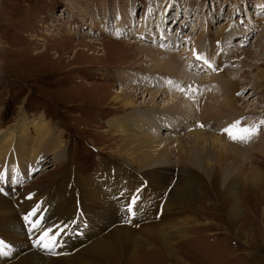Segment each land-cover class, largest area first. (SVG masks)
Instances as JSON below:
<instances>
[{"label": "rangeland", "instance_id": "374dc122", "mask_svg": "<svg viewBox=\"0 0 264 264\" xmlns=\"http://www.w3.org/2000/svg\"><path fill=\"white\" fill-rule=\"evenodd\" d=\"M259 1L262 0H0V132L13 128L21 112L26 113L27 121L30 124L39 120L43 115L45 121L54 130L51 144L39 146V150L45 154L42 160H31L28 155L29 150H21L18 157L23 153L24 165L16 168L14 172L6 171L9 168V162L6 160V167L0 172V189H3V195L13 198L10 202L12 201L16 212L20 211L19 202L23 207L28 204L26 211H30L33 206L46 204L43 206L45 216L52 214L57 221L59 217L54 209L56 204L58 205L64 199L74 201L76 196V202H79L81 206L74 209L73 218L72 215L70 216L73 222L66 220L59 224V226L61 225L60 234L62 230L67 233L71 227L79 231L82 229L81 232L86 230V226L83 228L84 219L82 217L87 218L88 214H92L94 221L98 220L101 214L107 211L113 212L110 210L112 206H117L120 210L119 213L113 212L116 219L120 220L117 225L130 226L129 228L133 230H139L144 226L143 223L157 221V218L160 221L167 195L173 188V184L168 188L166 198H162L163 190H156V187H152L145 177L147 173L154 170L161 172L171 170V172H175V180H177L178 167L176 165H179L177 161L181 157L179 151L173 153L164 163L158 165L152 162L143 163L146 159L141 155L137 160L136 157L133 158L134 155L130 154L128 148H121L125 147L121 146L125 140L120 135L124 132L115 129L118 131L116 132L108 127L109 120L130 115L129 117H132L129 121L130 126L144 120V125L139 126L141 129L138 132L139 137H143V140L147 138L145 136H150V139L158 137L165 139L171 130L169 126L176 122L175 119L168 120V117L161 116L162 113H158L151 107L154 103L153 98L150 97L152 91H163L162 83L169 82L171 78L167 74H151L153 66H155L150 62L152 58H149V55L144 52H140V49L142 47L153 49L156 52V57L153 58L160 63L165 57L167 58L166 55L159 57L161 53L168 52L166 54L169 56H179V53H183L185 56L177 58L175 69L178 68L179 71L176 69V74L183 78H186L185 74L192 77L190 81H182L190 82L192 86L194 104L199 110L190 109L196 111L197 120L205 123L214 118L215 120L219 119L222 124L233 122L234 112L222 114V110L216 106L214 110H220L221 115L220 113L205 112L206 109H209L208 101H211L209 98L205 100V97L211 93L212 96L218 93L220 101L221 99L225 100V95L221 90L222 94L220 91L214 92L215 89L204 90V87L198 85L199 81L209 79L211 76L208 73L215 70L214 66L211 67L209 60L205 59L207 55L203 57L200 54H202V49L207 47L206 36L213 38H217L221 34L231 36L232 25L238 26V29L240 27L247 28L248 34L241 37L238 33L232 35L231 38L228 37L229 42L225 44L226 49L231 52L241 48L244 51H249L252 58L245 57V61L251 65L262 62L264 50H261L260 47H264V20L250 22L251 15H254L251 20L256 19V15L264 17V6L261 7ZM68 3H73V5ZM200 18L202 23L198 26ZM245 18L253 26L251 30H248L246 24L243 23ZM206 25H209L210 29L203 33ZM195 28L197 32L191 35V30H196ZM155 36H158V39ZM197 40L198 46L194 45ZM256 40L258 41L255 42ZM131 42L135 43L131 44ZM241 43L244 44L243 47L240 46ZM186 56L191 60L194 59V62H189ZM197 56L200 59H197ZM181 59L183 64L178 67L182 63ZM201 67L210 70V72L199 73L200 75L196 73L198 76L196 77L193 71H198ZM229 69V72L226 71L224 74L237 79L240 85L242 84L241 86L245 85V88H240L241 92H245L240 93L241 97L239 94L237 95L238 105L243 107L241 100L245 101L250 98L249 103L254 109L264 110V86L257 88L255 84V77L264 70V64L260 66L255 64L253 68L241 64L237 67L234 64ZM243 70L246 71L243 72ZM212 74H217V72ZM128 76H135V83L138 82V84H140L139 79L141 78H151L161 87L152 86L151 93L138 94L139 98H131L128 94L121 95L122 97L128 96L134 104V107L124 109L121 103L118 104L114 101V98L118 96L117 92H120V88L123 87V90L125 88V91H129L131 88V85L123 80ZM217 78L220 79L219 76ZM217 78L213 82L217 81ZM175 85L173 87L177 89ZM225 88L224 86V90ZM170 94L164 96L171 99L172 94ZM167 103L166 98L164 101H161L160 98L156 108L160 111L159 109L165 107L164 105ZM180 103L182 104L180 108L183 109L187 108L186 106L193 107V104L187 105L181 98H179L178 104ZM180 108L172 110L170 114L177 112L180 114L182 110ZM253 113L245 114V117L251 116L253 119ZM137 115L139 117H136ZM262 115L264 116V112H258L256 119ZM161 117L162 119H160ZM260 119L256 121L259 122ZM197 120L194 119V124ZM248 120L251 119L247 118L243 123ZM263 122L264 119L262 121L264 127ZM213 124L216 125L215 122ZM175 126L176 133H179V125ZM262 129L261 134L264 136V128ZM125 130L126 134H133L129 131L130 127ZM187 133L179 136L183 137L184 142L188 141L190 134ZM28 134L30 135L27 142L28 147H32L31 140L35 138L32 126L29 127ZM56 136H59V141L55 140ZM223 138L224 144H233L232 146L245 151L241 156L246 164L242 171L249 173L257 167L264 171V155L262 154L264 151H260L257 143H254L253 146H249L247 143L242 145V142L235 143ZM171 142L163 145L180 147L181 143L178 141ZM56 148L58 149L56 150ZM54 151L61 154L58 161H54L56 160V157L52 155ZM198 151L203 157H200L198 153L197 155L193 154V161L197 163L194 167L201 168V173L206 178L203 182L200 181L196 184L189 198L190 207L182 206L180 208L182 211L179 210L181 216H186L184 236L173 240V244L179 252V263L171 262L164 253L149 247L140 240L135 253L137 256L131 258L126 264H264V195L259 196L257 189L252 185L243 184L239 189L242 207L238 217L232 223L229 222L227 216L232 208V203L222 194L225 185L228 186L235 174H238L237 168L241 161L232 158L227 160L224 178L209 177L202 171L199 161L210 156L208 153H213L212 157L218 165L220 149L217 147L210 151L203 148ZM129 159L142 168L137 166L135 168L127 164ZM14 160L17 161V159ZM102 161L113 170L103 173L105 170L100 168ZM141 163H143L142 166ZM46 165H49L52 172L56 169V178L54 177L53 180L48 175L39 181L41 174L45 173L43 167ZM172 165L177 168H172ZM154 166H158L159 169H154ZM123 167L130 171H124ZM195 168L194 170L197 171ZM98 173H101L103 177L107 176V178L96 177ZM120 173L123 174L120 175ZM77 175L80 176V182L81 179L91 181L89 182L90 192L95 195V198L92 199L93 203L88 204L87 201L86 207L84 204L88 199L86 195H82L86 199H77L78 194H84L78 188ZM123 176L125 177L122 181ZM85 180H82L81 183L86 182ZM50 182H52L51 185ZM42 183L46 185L41 186ZM37 186L40 187L36 189ZM86 187L88 188V186ZM121 189L123 193H121ZM144 193L146 198L141 200L140 196L142 197ZM26 200L29 203L24 202ZM128 200L130 202L128 205L133 204L132 201H135L133 205L136 203L152 204L153 211L145 213L140 211L142 217L146 216L143 217L146 220L132 223L131 219L135 216L133 212L137 215V211L135 209L129 212L128 205L125 208ZM156 200L157 202H155ZM158 204L160 208L159 211H156ZM64 206L65 204L62 205V207ZM247 207H249L248 211H246ZM123 209L125 210L123 211ZM87 219L91 222L87 229L93 231L101 228L99 224H94L92 219ZM81 222L82 224H80ZM135 223L137 224L135 225ZM109 225H106L107 228ZM56 226H52L53 231L49 230L54 233V236L57 235L55 233ZM38 234L39 232L36 235ZM68 237L72 242H76V240L82 241L81 244L86 242L82 238L74 240L72 230ZM24 239L27 242L14 241L12 237L8 238V236L0 234V260L5 264L12 263L18 257L16 251L26 254V246L29 245L38 252L43 250L48 257L57 258L59 256L57 247L48 251L37 246L33 247L34 237L30 238V235H24ZM53 241L57 246L59 241L57 239ZM108 264L121 263L115 258H110Z\"/></svg>", "mask_w": 264, "mask_h": 264}, {"label": "bare ground", "instance_id": "6f19581e", "mask_svg": "<svg viewBox=\"0 0 264 264\" xmlns=\"http://www.w3.org/2000/svg\"><path fill=\"white\" fill-rule=\"evenodd\" d=\"M259 2H260L261 7L264 6L263 0L259 1ZM68 4L73 5V3H68ZM234 13H236V12L234 11ZM252 17H254V15H251V18ZM251 18H250V22H252V23H255V21L258 22L260 20L261 21L264 20V17H261L260 15H256V19L254 18L253 20H251ZM201 20L202 19L200 18V20L197 24L198 26L201 25V23H202V22H200ZM243 21H244L243 23L246 24V27H248V30H251V28L253 26L248 22V19L245 18V19H243ZM208 26L209 25H206L204 27L205 29H203V33L209 31L208 29H210V27H208ZM222 29H224V28H222ZM246 29L243 27H240L238 29V26L234 27L231 25V36H228L225 34H223V35L221 34V35L217 36V38H213L212 36H208V37L206 36L207 47H205L203 49H202L203 46L200 47V49H202V54H200V55H202L203 57L207 55L205 57V59L209 60V62L213 63V66L215 68V70L212 71V73L217 72L218 75L208 73V75L211 76V77H209V79H207L208 81L206 79H204V81H199L198 85L204 87V90H207V91L210 89H215L214 92L221 90L225 95V100L221 99L220 101L218 100V99H220L217 96L218 93L213 95V96L211 93L210 95H208V97H205V100H207L206 98H209L211 100L210 102L208 101L207 105H209V109H206L205 112L206 113L209 112V113H213V114H217V113L219 114L220 113V115H221V112H222V114L234 112L235 115L233 117V122H228L226 124H222L219 119L215 120L214 118L211 119V121H208L205 123L200 122L199 119L197 120L196 111H192L190 109V108H193L194 110L196 109V105L194 104V98L192 97V95H194L193 90H192V86L190 85V82L185 83L184 81H182V80L190 81V79L192 77L189 75H186L185 73L184 74H185L186 78L179 77L178 74H176V72H177L176 69L179 71L178 68L175 69V67L177 65V61H178L177 58L180 59L183 56H185L183 53H179V56H174V55L169 56L168 54H166L168 52H166L164 54L161 53L159 57H161L162 55H164V56L166 55L167 58L163 57L164 58L163 62L160 63V62H157V60L153 58V57H156V54H155L156 52H154L153 49H147V48L142 47L140 49V52H144L145 54L149 55L148 57L152 58V59H150V62L154 63V65H155V66H153V71L150 70V71H152L151 74L152 73L163 74V75L167 74V75H170L171 80L169 79V82H167L165 84L162 83L164 86L163 91L158 90L156 92L152 91V93H151L150 91L152 90L151 89L152 86H155L158 88L161 87V86H159L160 84L157 83L155 80H151V78L149 79V78L144 77V78L139 79L140 84H138V82L135 83V80H136L135 76H128V77L124 78L123 80L125 83L127 82L129 85H131V88H129V91H127V90L125 91V88L123 90V87L120 88V92H117L118 96L116 98H114V101L118 104L121 103V106L124 109H129V108L134 107L133 100L129 99V97H131V98H137L138 97L139 98L138 94L151 93L150 97L153 98V102H154L153 106H151V107L156 109L158 113H162L161 116L168 117V120H171V119L176 120V122H174V124L169 126V128H171V130H170V132H168L165 139H163V138L160 139L158 137L157 139L152 138L153 140L149 138L150 136L149 137L145 136V137H147L145 140H143V137L142 138L139 137L138 132H140L139 129H141L139 126L144 125V120L142 122L139 121L138 123H135L134 126H133V124H132V126H130L129 121L132 119V117H129L130 115L125 116L123 118L115 117V118L108 121V127L109 128H111L112 130L116 129L120 132H124V133H120V135L122 137H124V140H125V142H122V144H121V146H125V147H121V148L122 149L128 148V150L130 151V154L134 155L133 158L136 157L137 160L139 159V156L141 155L144 159H146V161L143 163H151L152 162V163H155L156 165H158V164L164 163V161L168 160V158H170L173 153H177L176 151H179L178 153H180L181 157L178 158L179 160L177 161V163L179 165H176L178 167L177 180H175V178H176V174H174L175 172L173 173V172H171V170H164V169H163L164 172L154 170L150 173H147L146 177H145V179L147 178L149 180L152 187L153 186L156 187L155 188L156 190H158V189L163 190L162 198H166L168 188L170 187V185L173 184V188L171 189V191L167 195L166 203L163 207V213H162V215H160V221H158L157 215H155V218H157V221H154V222H147L146 221L147 223H143L144 226H142L139 230H133V229L129 228L130 226L125 227L124 225L123 226H121L120 224L117 225L120 220L118 218L116 219L113 212L119 213L120 210L117 208V206L116 207L112 206L110 208V210H112L113 212L107 211L106 213L101 214L99 221H98L101 228H99L97 230H93V231L90 230L89 228L88 229L86 228V230L82 231V234H84V236L83 237H77L75 235V231H79V230H74L71 227L73 239L75 240V239L82 238L83 240L86 241L85 243L81 244L80 242H82V241H79V240H76V242H74V241L72 242L68 236L58 238L57 239L58 241H59V239H63L65 244H64V246H62V248L56 249L58 254H59V256L57 258L48 257V256H46V254L44 253L43 250H40V252H38V250H33L32 246L30 247V245H29V246H26L27 247L26 254H23V253L21 254L18 251H16V255H18V257L16 260L14 259L13 262L10 264H99V262H101V264H108V262L110 261V258H115V260L119 261L121 264H126L130 261L131 258L137 256L135 253H136L137 248L139 247V241L140 240L142 242H144L145 244L149 245V247L158 249L159 251L164 253L171 262L179 263V261H180V256L178 254L179 252L176 249V246L173 244V240L174 239H180L182 237V235L184 236L185 231H186V229H185V225H186L185 218H186V216L185 217L181 216V213L179 212V210H181L180 208H182V206H184V207L189 206L190 207L189 198H190L192 192L194 191L196 184L200 181L203 182L206 178L204 175H202L201 168H195L194 167L195 164H197V163H195L193 161V159H194L193 154L197 155V153H198L200 157H203V155H200V153L198 151V150L203 149V148H207L210 151H213L217 147L220 149L219 155H218V160H219L218 165H216L217 161L214 159V157H212L213 153H208V154H210V156H208L207 158H203L201 161H199L201 163L202 171L205 174H207L209 177L218 176L220 178L221 177L224 178L223 174L225 173L224 171H225L227 160L232 158V159H236V160L241 161L240 163L238 162L239 163L238 164L239 166L237 168L238 174L237 173L235 174L234 179L233 180L231 179L232 181L229 183L228 186L225 185V189L223 190V194H222L223 197H226L232 203V208L229 210L228 216H227V218L229 219V222L232 223L234 221V219H236L238 217V214L240 212V208L242 207L241 202H240V197H239V194H240L239 189H240V187H242L243 184L252 185L254 188L257 189L259 196H263L264 195V171L258 167L255 169H252V171H250L249 173H247L248 171L247 172L242 171V169L245 167L246 164H244V160L242 159L241 156H242L243 152H245V151H243L239 147L232 146L233 144H224V138H223V137H225V138H227L226 140L231 141V142H235V143L242 142L243 143L242 145H244V143H247L249 146L250 145L253 146L254 143H257L258 148L260 147V151H262V152L264 151L263 150V148H264V136H263V134H261V132L263 131L262 128H264L262 126V121L264 119L263 118L264 116L263 115L259 116V118L256 119V117H258V116H256V114L258 112L263 113L264 110L254 109L252 104L249 103L250 98H247L245 101L241 100L242 101L241 106H243V107H240V105H238V102L236 99H238L237 98L238 94L240 95V93L245 92V91L241 92V90H240V88L241 89L245 88L244 87L245 85L241 86L242 84L240 85V83L238 82L237 79L231 78L230 75H228V74H224L226 71L229 72V70H230L229 68L232 67L234 64H236L237 67H239L241 64L242 66L243 65L248 66L249 68L250 67L253 68L255 66V64L259 65V66L264 64V60L262 62L254 63V65L249 64L248 61H245V57L248 59H251L252 56L249 53V51H247V50L244 51L242 48L235 50L234 52H231L230 50L228 51L226 49L225 44H227L229 42V38H231L232 35L238 34V33L241 35V37L246 36L248 34V31ZM191 31H192L191 32V35H192L194 32H197V29L196 30L192 29ZM155 38L158 39V36H155ZM257 41L258 40H256L255 42H257ZM197 42H198V40L196 42H194V45L198 46L199 44H197ZM134 43L135 42H131V44H134ZM243 45L244 44L241 43L240 46L243 47ZM192 48H194V47H192ZM260 49L264 50V47H262V48L260 47ZM102 50H103V48H102ZM183 50H181V51L183 52ZM193 56L195 57V55H193ZM187 59L191 63L194 62V59L191 60V59H189V57H187ZM181 62H182V59H181ZM201 62L203 64V61H201ZM182 64H183V62L180 63V65L178 67H181ZM189 65H191V64H189ZM206 71L210 72V70L203 69V67H201L200 69H198V71L197 70L193 71V74L196 77H198L196 75V73L202 74V73H205ZM245 71L246 70H243V72H245ZM241 72H242V70H241ZM178 73H180V72H178ZM238 74H236V75H238ZM240 74L242 75L243 73H240ZM148 75H150V74H148ZM172 76H174V77H172ZM217 76H219L220 79L217 78ZM231 76H234V75H231ZM216 78H217V81L213 82V80ZM210 79H211V81H209ZM192 82H195V81H192ZM255 84L257 85V88L264 86V70L260 71L259 74L255 77ZM173 85L177 86L176 87L177 89H175L173 87ZM224 86L226 87L225 90H224ZM202 87H201V89H202ZM199 89H200V87H199ZM221 91H220V94H222ZM169 93L172 94L171 99L164 96V95H169ZM126 94H128L129 97L128 96H124V97L121 96V95H126ZM216 96H217V98H216ZM239 97H241V95ZM160 98H161V101H164L166 98L168 103L166 105H164L165 107H163L162 109H159L160 111H158V108H156V106H158L157 103L159 102ZM179 98L184 100L185 104L187 103V105L193 104L192 105L193 107L186 106L187 108H184V109L180 108L182 104L181 103L178 104ZM217 103H219V104H217ZM200 104H201V102H200ZM205 106H206V104H205ZM215 106L220 108V110H222V111L220 112V110H217V111L214 110ZM179 108H180V110L182 109L180 114L178 112L176 114H170V112L172 110H179ZM245 109H247L248 111H244ZM196 110H199V109H196ZM252 112H254L253 113L254 114L253 119L251 118V116L245 117V114L249 115ZM136 117H139V115H137ZM247 118L251 119V120H248L247 122L243 123L244 121L247 120ZM160 119H162V117ZM163 119H165V118H163ZM194 119L197 120L196 124H194V122H193ZM258 119H260L259 122L256 121ZM16 120H17V122L15 123L16 125L14 124L15 126L13 125L14 126L13 128H10L8 131H5V132H0V172L3 171V169L6 167L7 162H9V168L6 171L14 172L16 168H19L22 165H24L25 160L23 159V153H21L20 156L18 157V153L21 150H29L28 155L30 156L31 160H34V159L35 160L36 159L42 160L43 159L42 157L45 154H43L39 150L40 149L39 146L40 147L42 145L47 146V145L51 144V142H52L54 130L50 126V124L45 121L43 115L39 118V120L32 122V124H30V122L27 121L26 113L21 112ZM214 122L216 124L215 126L213 124ZM252 123H254V124H252ZM125 124H127V125H125ZM175 125H179V129H180L179 133H176L177 128ZM31 126L34 128L35 138H32V140H31L33 143L32 147H28L27 142L30 139V135L28 134V130H29V127H31ZM125 126H126V128L130 127L131 130H129V131H131L130 133H133V134H129V133L126 134L125 133V131H126ZM229 128H231L233 133L237 134V135H241L243 129H255V131L252 132L250 135L245 136V138L243 140H241L239 138L236 140H233V139L229 138V135L226 131ZM118 131H116V132H118ZM185 132H188L187 134L191 135V136L188 135L189 138H188L187 142H184L185 140H183V137H179V136H183L185 134ZM176 134H178V136H176ZM216 135H218L219 137ZM170 137H172V138H170ZM176 138H178V139L175 140ZM55 140L59 141V136H56ZM144 141L147 142L148 144L145 143ZM171 141L172 142L178 141L179 143H181L180 147H166L165 145H163L164 143H166V145H167ZM151 143H153V144H151ZM162 145L165 147H163ZM235 145H237V144H235ZM139 147H141V148H139ZM195 147H197V148L194 149ZM57 149L58 148H56V150ZM128 150H126V151H128ZM255 150H257V149H255ZM9 151H11V152H9ZM262 154L264 155V152ZM52 155L54 157H56L55 158L56 160H54V161H58L57 159H59L61 154H60V152L54 151V153ZM127 156H128V154H127ZM177 157H179V156H177ZM14 159H17V161H15ZM123 159H125V158H123ZM198 159H199V157H198ZM6 160H8V161L6 162ZM9 160L14 162V163H11ZM143 163H141V166L143 165ZM127 164H129L132 167L137 166L132 161V159H129V163H127ZM234 164H235V162H234ZM125 167H123L124 171L129 172L130 170L126 169ZM137 167L140 169L142 168L139 166H137ZM171 167L177 168V167H174L173 165ZM100 168L102 170H105V171H103V173L111 172L113 170L109 165L104 164L103 161L100 163ZM100 168H99V170H101ZM153 168L159 169L158 166L157 167L154 166ZM194 168L197 169L198 173H197V171L194 170ZM146 169H148V168L146 167ZM44 170H45V173L41 174L39 181H42V179L46 178L48 175H50V178L51 179L53 178V180L56 178L55 177L56 169L54 172H52V169L49 167V165H46L43 167V171ZM65 170L67 171L66 167H65ZM7 174H9V173H7ZM121 174H123V173H120V175ZM98 176L103 177V175H101V173H98L96 177H98ZM125 176H123V178L121 179L122 181H123ZM76 178H77L76 180L78 181V188L84 193V194H78L77 199H86L85 197L82 196V195H86L88 197V199L85 200V202H84L85 207H86V202L88 201V204H91V202L93 203V201H94V200L92 201V199L95 198V195L92 192H90L91 189L89 188V182H91V181L81 179V182H82V180L86 181V182L81 183L79 181L80 176L77 175ZM103 178H107V176L103 177ZM49 184L51 185L52 182H50ZM44 185H46V184H43V183L41 184V186H44ZM90 185H92V184H90ZM86 186H88L89 189ZM39 187L40 186H37L36 189ZM121 191H122V189H121ZM3 192L0 193V234L2 236L6 235V236H8V238L12 237L14 241L27 242L24 239V235H30V238H32V235H31L32 232L27 231V226H26L27 222L23 219V217L25 215H27L30 218L31 216H33L32 215L33 213H36L35 217L42 216L43 214H45V210H44L43 206L46 204L43 203L44 205L39 204L37 206H33L30 211H26L28 204H27V206L23 207V206H21V204L19 202L18 205L20 207V211L16 212V210L13 207L12 201L10 202V200H12L13 198L6 197L5 195L2 194ZM121 193H123V191ZM145 195L146 194L144 193V195L142 197L140 196L141 200L145 197ZM159 195L161 196V194H159ZM31 200H32V198H31ZM70 200L71 199H64L58 205L56 204L54 209L56 210L55 213L57 214V216L60 219V220L58 219L59 220L58 223H57L58 220L56 221L55 216H53L52 214H51V216L49 214L47 216H45V215L43 216L45 220H44V224L42 225V227L39 230V234H44L45 232L49 233V235L47 236V239L45 237L44 240H49L50 238H52L54 236V233L49 231V230L53 231L52 226L57 225L55 233L60 234V226L61 225L59 226V224H62V222H65L66 220H68V221L70 220L71 222H73L72 218H73L74 209L79 208L81 205L79 202H76V196H75L74 201L73 200L70 201ZM145 201H147V200H145ZM24 202H27V200ZM155 202H157V200ZM27 203H29V202H27ZM62 203L65 204L64 207H62V205H63ZM128 204H130L129 200L126 203L125 208ZM130 207L133 210L136 209V211H137V215L133 212V215H135L136 217L135 216L132 217V219H131L132 223L141 222V221L144 222V220H146L145 218H143L146 216L144 215L142 217L140 211H142L144 213L147 211L148 212L153 211V205L149 204V203H147V205H145L144 203L143 204H140V203L137 204L136 203L135 205L131 204V205H128L127 208L129 209ZM150 207H152V208H150ZM159 208H160V205L158 204L155 210L159 211ZM248 208L249 207H247L246 211H248ZM124 210L125 209H123V211ZM177 210H178V212H177ZM249 210H251V209H249ZM55 213H54V215H55ZM71 215H72V218L70 217ZM35 217H33V218H35ZM20 218H21V221H20ZM74 221H76V220H74ZM100 222H101V224H100ZM109 224H112V225H109ZM136 224L137 223H135V225ZM106 225H109L108 228ZM191 226H193V225H191ZM20 230L22 231L21 233L19 232ZM71 230H70V232H71ZM63 233H65V231L62 230L61 234H63ZM87 236H90L89 237L90 240H88L86 238ZM36 237H37V235H34V240L36 239ZM28 243H29V241H28ZM33 247H36V246L33 245ZM73 249H75V250L72 251ZM0 264H5V262L0 260Z\"/></svg>", "mask_w": 264, "mask_h": 264}, {"label": "snow or ice", "instance_id": "6c2138e0", "mask_svg": "<svg viewBox=\"0 0 264 264\" xmlns=\"http://www.w3.org/2000/svg\"><path fill=\"white\" fill-rule=\"evenodd\" d=\"M197 59H200V58L197 56ZM226 131H227L230 139L236 140L239 138V139L243 140L245 138V136L250 135L252 132L255 131V129H243L241 135L234 134L231 128L227 129ZM2 191H3V189H0V192H2ZM29 198H31V197H29ZM132 203L134 204L135 201H132ZM132 211H133V209L130 207L129 212H132ZM32 215H33V217H35L36 213H33ZM23 219L26 222H29L30 224H32L33 226L36 225V220L34 218L32 220H29V216L25 215L23 217ZM48 235H49V233L45 232L43 234V236H41L40 240L37 241L35 246L40 247L44 250L50 251L51 249L48 248V245L44 243V237H47Z\"/></svg>", "mask_w": 264, "mask_h": 264}, {"label": "crops", "instance_id": "0c3cea01", "mask_svg": "<svg viewBox=\"0 0 264 264\" xmlns=\"http://www.w3.org/2000/svg\"><path fill=\"white\" fill-rule=\"evenodd\" d=\"M92 214H88L87 215V218H90V219H92L93 221H94V219L92 218V216H91ZM83 219H84V225H83V228H84V226H86V228L91 224V222L89 221V219H87L86 217H82ZM99 219L98 220H95L94 221V224H96V225H98L99 224ZM80 224H82V222L80 223ZM80 227L79 228H81V225H79ZM82 230V229H81ZM81 230L80 231H77V237H83L84 236V234H82V232H81ZM90 237V236H89ZM89 237L87 236L86 238L88 239V240H90L89 239ZM72 238H73V236H72ZM92 240V239H91ZM69 249V248H68ZM67 249V250H68ZM75 250V249H74ZM74 250H72V251H74Z\"/></svg>", "mask_w": 264, "mask_h": 264}]
</instances>
